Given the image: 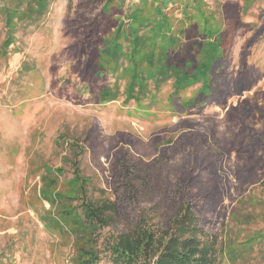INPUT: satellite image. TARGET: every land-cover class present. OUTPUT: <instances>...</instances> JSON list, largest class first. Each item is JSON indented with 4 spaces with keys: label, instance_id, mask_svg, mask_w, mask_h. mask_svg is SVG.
<instances>
[{
    "label": "trees",
    "instance_id": "trees-1",
    "mask_svg": "<svg viewBox=\"0 0 264 264\" xmlns=\"http://www.w3.org/2000/svg\"><path fill=\"white\" fill-rule=\"evenodd\" d=\"M53 2L0 0V60L8 61L19 52L21 27L44 17ZM254 3L215 0L213 6L208 0H80L81 20L74 32H84L75 50L81 65L78 93L95 104L121 101L126 107L148 110L167 92L166 103L172 110L205 107L228 87L230 79L234 37L228 39L227 24L236 25L239 20L228 10H238L245 17ZM249 109L264 117L260 105ZM59 137L67 142L65 153L57 166L41 162L34 168L40 177V185L34 187L43 204L39 219L44 227L60 235L65 245L71 244L70 264H225V260L239 264L254 260L259 251L264 253V230L243 227L254 218L264 219V197L251 194L258 212L245 216L233 212L235 236L225 234L218 240L204 212L216 210L222 179L205 174L213 175V181L209 188H200V174L184 165L177 166L170 177V162L177 152L171 141L159 144L157 156L148 165L133 160L121 148L111 167L110 196L98 174L84 167L88 150L83 141L65 134ZM208 148L215 158L223 155L217 145ZM212 165L208 162L202 168L210 172ZM152 178H158L159 199L136 212L135 204ZM258 186L264 190V178ZM157 206L166 211L159 223L151 214ZM116 224H124V230L104 235L105 229Z\"/></svg>",
    "mask_w": 264,
    "mask_h": 264
},
{
    "label": "rangeland",
    "instance_id": "rangeland-1",
    "mask_svg": "<svg viewBox=\"0 0 264 264\" xmlns=\"http://www.w3.org/2000/svg\"><path fill=\"white\" fill-rule=\"evenodd\" d=\"M79 1L54 0L44 17L21 27L19 52L8 61L0 60V264H70L71 244L65 245L60 235L44 227L39 219L43 204L34 187L40 185L34 168L41 162L57 166L65 153L67 142L60 134L83 141L88 150L84 167L98 174L110 196L111 167L121 148L148 165L159 144L171 141L177 152L170 162V177L184 165L200 174V188H209L213 181V175L205 174L222 179L216 210L204 214L211 218L218 240L225 234L234 237L233 212L244 216L258 212L250 195L264 197L258 186L264 178V117L249 109L254 104L264 109V0H255L245 17L228 10L239 20L237 26L227 24L228 39L234 37L228 87L205 107L185 112L167 105V92L148 110L126 107L121 101L95 104L78 93L81 65L75 50L84 38L82 29L74 33L81 20ZM2 39L0 20V43ZM209 145H217L223 155L215 158ZM208 162L213 164L211 173L202 168ZM152 181L135 204L136 212L158 201V178ZM165 213L157 206L152 220L162 222ZM243 227L264 230V219L254 218ZM124 228V224L110 226L104 235ZM239 264H264V253Z\"/></svg>",
    "mask_w": 264,
    "mask_h": 264
}]
</instances>
